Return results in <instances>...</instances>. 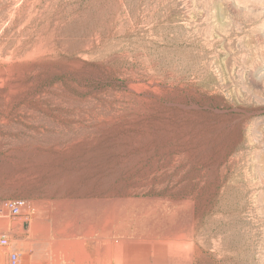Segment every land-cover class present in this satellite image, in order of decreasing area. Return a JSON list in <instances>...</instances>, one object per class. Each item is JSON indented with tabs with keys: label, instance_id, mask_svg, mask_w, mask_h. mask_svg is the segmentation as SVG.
<instances>
[{
	"label": "rangeland",
	"instance_id": "1",
	"mask_svg": "<svg viewBox=\"0 0 264 264\" xmlns=\"http://www.w3.org/2000/svg\"><path fill=\"white\" fill-rule=\"evenodd\" d=\"M0 235V264H264V0H0Z\"/></svg>",
	"mask_w": 264,
	"mask_h": 264
},
{
	"label": "built area",
	"instance_id": "2",
	"mask_svg": "<svg viewBox=\"0 0 264 264\" xmlns=\"http://www.w3.org/2000/svg\"><path fill=\"white\" fill-rule=\"evenodd\" d=\"M26 208L25 202L22 200L12 201L6 204V210L12 216H19ZM9 246V241L5 236L0 235V248H6ZM9 264H19V256L13 252L9 254Z\"/></svg>",
	"mask_w": 264,
	"mask_h": 264
},
{
	"label": "bare ground",
	"instance_id": "3",
	"mask_svg": "<svg viewBox=\"0 0 264 264\" xmlns=\"http://www.w3.org/2000/svg\"><path fill=\"white\" fill-rule=\"evenodd\" d=\"M116 248H117V247H116ZM120 251H122V250H121V249H119V251L116 250L118 256H120V255L122 254ZM117 255H116V256H117ZM118 258H119V257H118ZM121 259H122V258H121Z\"/></svg>",
	"mask_w": 264,
	"mask_h": 264
}]
</instances>
